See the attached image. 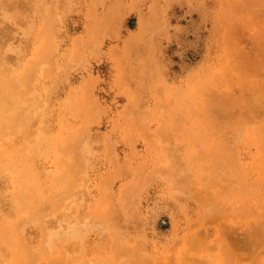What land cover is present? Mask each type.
<instances>
[{"label": "rangeland", "instance_id": "1", "mask_svg": "<svg viewBox=\"0 0 264 264\" xmlns=\"http://www.w3.org/2000/svg\"><path fill=\"white\" fill-rule=\"evenodd\" d=\"M44 46L47 146L0 132L17 149L0 157V264H264V0H0V74ZM71 178L73 228L49 234L37 209L13 229Z\"/></svg>", "mask_w": 264, "mask_h": 264}, {"label": "bare ground", "instance_id": "2", "mask_svg": "<svg viewBox=\"0 0 264 264\" xmlns=\"http://www.w3.org/2000/svg\"><path fill=\"white\" fill-rule=\"evenodd\" d=\"M51 7L54 8L55 4H53ZM19 16H21V14H19ZM46 19L50 20L49 17H47ZM46 24L48 23L46 22ZM49 29L50 27L47 26L46 30L49 31ZM140 32L142 33V29ZM131 43V41L128 42L129 46H127V48H131ZM49 49L50 46H44L42 48L43 51L42 57H40L41 60H31L29 68L27 69L26 73L23 74L22 77L12 78L11 74H9L10 76H3L0 74V80H3V82L0 84V132L10 131L15 128L18 123H21V132L14 139L17 143L21 142L19 145L26 144L27 147L29 146L31 154L41 152L47 146V142L49 141V138H47L46 136L47 134L44 126V120L42 117L35 113V104H32L36 99V97L33 96H39L40 91L43 94H46L49 88H45L46 92H43L44 90L42 89H34V92L31 93L30 90V85L32 83L35 82L34 84L36 85L40 83L38 82V80L42 76L39 75L40 73L43 75V63H46L48 58L47 56L43 55H48ZM38 86L39 88H42L41 85H37V87ZM26 102L29 103L30 107L28 109L22 110L21 105ZM78 142L79 141L77 140L73 139L72 141L71 139L66 138L63 139L61 142L56 143L59 146L58 151L62 152L61 156H63V159L66 160L63 163L66 165L67 168H70V170L72 169V167L75 166V163L78 162L76 158V152L78 150L76 146L78 145ZM6 144L8 145L4 146L0 152V157H2V159L7 156L8 152L14 153V151L17 150L13 147L15 145V141L8 139V142ZM70 150H72V152L74 151V154L71 155V152L70 156H68L66 152ZM36 165L30 163L29 169H31L32 172L38 170L36 168ZM65 182L66 185L63 187V189L56 190V192L52 194V198L42 200V202L34 206L33 210H30L27 207L23 206L20 207L19 215L15 216V219H17L18 224L14 223L17 226H15L13 229L17 231V227L20 224H23V222L35 218L38 215L37 209H45V211L47 210L44 214L46 218H51L50 221L52 222V224H49L50 227L47 228L49 234H52L53 231L62 230L64 228L63 224H66V227L73 228L76 224V221L74 224L73 215L71 214L70 210H67L68 208L65 205H68V203H70L71 205H73V207H76L75 205L78 202H73L82 191H77V187L79 186L76 187L74 178H71L68 181L65 180ZM100 215L103 216L105 215V213H102ZM11 219L13 220L14 218ZM101 219L107 225H111V227L115 230V234L117 237L121 236L129 228L128 222H124L118 217H104ZM8 223L11 224L12 222ZM20 243H22V241ZM59 254L61 255V253ZM35 255L36 254L34 252H27V257L30 260H33L35 258Z\"/></svg>", "mask_w": 264, "mask_h": 264}]
</instances>
